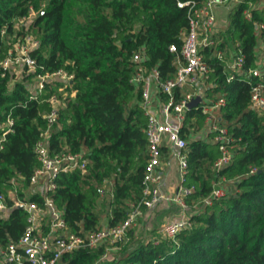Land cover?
Returning a JSON list of instances; mask_svg holds the SVG:
<instances>
[{
  "label": "trees",
  "instance_id": "obj_1",
  "mask_svg": "<svg viewBox=\"0 0 264 264\" xmlns=\"http://www.w3.org/2000/svg\"><path fill=\"white\" fill-rule=\"evenodd\" d=\"M71 2L79 5L78 11L72 12ZM248 7V3L235 6L216 34L217 46L204 51L212 67L208 82L216 85L206 95L227 100L220 123L233 138L231 164L215 169L221 151L214 134L192 138L206 127L200 108L188 110L182 130L188 162L182 183L195 187L186 201L205 199L223 178L231 185L227 195L211 205L204 203L191 216L192 226L178 232L173 242L132 244V228L111 259H102L107 252L104 244L67 253L59 264H264V111L250 108L256 78L238 75L229 81L226 69L235 50L245 56L244 68L257 66L264 5L252 9L251 19L244 14ZM32 9L38 12L33 28L41 42L32 53L39 64L36 75L59 69L75 75L60 111L63 126L50 142L53 151L65 147L75 153L86 151L89 164L84 171L62 173L53 197L69 229L85 236L103 227V212L108 213V225L114 226L143 198L148 115L143 87L132 82L138 66L133 54L145 52L144 66L157 67L163 79L174 77L176 53L170 48L183 45L190 23L188 8L180 7L179 0H0V61L12 47L9 38L15 34L16 20L29 16ZM218 51L224 52L223 57ZM28 79L10 87L11 73L0 76V187L5 190L20 175L29 185L41 166L35 148L47 126L46 100L62 96L61 83H47L37 98L30 99ZM182 94L176 89V100ZM9 118L13 131L5 134ZM107 179L113 183V195L101 197ZM30 200L44 202L39 194ZM27 225L28 214L21 207H14L8 218L0 217V246L18 241Z\"/></svg>",
  "mask_w": 264,
  "mask_h": 264
},
{
  "label": "built area",
  "instance_id": "obj_2",
  "mask_svg": "<svg viewBox=\"0 0 264 264\" xmlns=\"http://www.w3.org/2000/svg\"><path fill=\"white\" fill-rule=\"evenodd\" d=\"M241 3H248L249 7L245 9L244 14L251 19L252 9L262 7L264 0H179L180 7L188 8L190 23L183 34L181 49L176 45L170 48L171 52L176 53L174 61L176 74L172 78L163 79L157 67L148 69L144 66L142 62L147 59L145 52H134L133 60L138 66L132 82L143 87V106L148 115L146 127L148 162L143 198L141 202L131 206V211L124 221L114 226H103L100 230L85 236L69 229L63 216L64 212L53 197L58 187L57 180L62 173H70L78 169L84 171L89 164L86 151L75 153L67 147L53 151L50 142L52 128L59 124L61 108L66 105L67 87L74 82L75 75L65 69L36 75L39 64L32 53L40 47L41 42L28 34L18 37L19 42L12 46L7 56L0 61V76H5L7 72L12 73L15 68L23 66L30 73L28 80L33 81V83L27 82L30 99L37 98L47 83H61L59 91L62 96L54 94L46 100L50 107V111L44 116L47 126L41 132L35 148L41 166L29 181L33 194L43 197V205L24 199L20 195L19 183L25 182L24 176L12 178L9 183L10 188L7 190L0 187V217L8 218L14 207H21L28 214V225L21 238L0 246V264H59L65 254L83 248H96L104 244L119 247V243L127 240L128 232L137 224L138 218L144 215V211L151 212L168 199L164 191V182L170 158L178 160L181 180L176 200L183 209H186V198L194 193L195 187L182 183L188 172L187 153L184 151L187 140L183 137L182 130L189 110L188 104L198 95L202 96V101L196 108H200L205 115L204 130L214 134V141L220 146L221 156L214 163V167L216 170H221L231 164L233 153L229 149V144L233 142V138L228 129L220 123V111L227 100L224 96L211 99L206 95V90L216 85L214 82H208L212 67L204 51L217 46L216 34L228 23L229 12ZM219 9L226 11V20H221ZM36 13L38 14L32 9L29 16L20 20L26 25ZM223 54L224 52L218 51L219 57H223ZM244 64L245 56L242 51H233L226 64V69L229 70L228 80L238 75L256 78L252 88L250 108L264 111V39H260L257 45V66L246 69ZM14 84L12 82L11 87ZM176 89L183 91L179 100L175 98ZM13 123V119L9 118L4 126L5 134L13 131ZM164 148L167 152H164ZM112 187V181L105 180L100 189L101 197L113 195ZM228 192L226 179L223 178L204 199V203L211 205L214 199L222 198ZM46 224H49L48 230H44ZM191 226V219L187 218L165 225L162 231L165 235L175 238L178 232ZM109 250L107 247L102 259L108 258Z\"/></svg>",
  "mask_w": 264,
  "mask_h": 264
},
{
  "label": "rangeland",
  "instance_id": "obj_3",
  "mask_svg": "<svg viewBox=\"0 0 264 264\" xmlns=\"http://www.w3.org/2000/svg\"><path fill=\"white\" fill-rule=\"evenodd\" d=\"M71 6L73 8L72 12L78 11V8H79L78 4H76L75 2L74 3L71 2ZM219 13H220L221 20H226V17H227L226 11L223 9ZM37 15H38L37 13L32 15V17L30 18V20L28 21L26 25L20 19L16 20L15 34L9 38L10 44L12 46L16 45L19 42L18 37L20 35L28 34V35L38 38L35 32V28H33V22L36 19ZM29 74L30 73L28 72L26 67L19 66L18 68H15L11 73V77H12L11 83L12 82L15 83L17 80H24L26 78H29ZM27 82L33 83V81H30V80H28ZM69 94L70 92H67L66 96H68ZM73 96L74 94H72V97ZM62 126L63 124H62V121L60 120L58 125L53 126L52 134L56 130H59ZM204 135L205 133L202 132V130H200V131H197L195 135L192 136V138H196V137L206 138V136ZM226 184L229 188L230 183L227 182ZM19 187H20V191L23 194L22 197L24 199H30L31 196L33 195V190L29 187V185L25 184V182L23 181H20ZM176 197H177V190L175 188L174 190L170 192L168 199H166L167 201L165 200L166 203L164 204H167L166 208L165 207L163 208L164 205L162 204L163 206L160 205L151 212L144 211V215L138 218L137 224L134 226V228L130 232L129 238L131 239L132 244H138L140 242H146L150 240H166V241L173 242L174 238H171L163 233L162 231L163 227L171 222L185 220L187 218L191 219L192 215H194L197 212H200L201 209L203 208L204 197H195V198L192 197L190 200H187L186 209H183L181 207V205L176 200ZM102 214H103L102 224L103 226H108L107 225L109 221L108 213L105 211ZM48 226L49 224L48 225L46 224V226H44V230H48ZM107 247L110 249L109 250L110 254L108 256V259H111L116 255L117 251L120 248V245L118 247V246L108 244Z\"/></svg>",
  "mask_w": 264,
  "mask_h": 264
},
{
  "label": "crops",
  "instance_id": "obj_4",
  "mask_svg": "<svg viewBox=\"0 0 264 264\" xmlns=\"http://www.w3.org/2000/svg\"><path fill=\"white\" fill-rule=\"evenodd\" d=\"M221 10H223V9H219L218 12H220ZM219 15H220V13H219ZM222 21H224V20H222ZM202 132L205 133L204 136H206V138H207V136H210L209 133L205 132L204 129H202ZM180 180H181V176H180V171H179L178 160L176 158H170L169 164L166 167V177H165V182H164V191L166 192V194L168 196L172 190H174L175 188H176V190L178 189L177 186H179ZM166 201L164 200L158 206L164 205L163 208L164 207L166 208L167 204H164V203H166Z\"/></svg>",
  "mask_w": 264,
  "mask_h": 264
},
{
  "label": "water",
  "instance_id": "obj_5",
  "mask_svg": "<svg viewBox=\"0 0 264 264\" xmlns=\"http://www.w3.org/2000/svg\"><path fill=\"white\" fill-rule=\"evenodd\" d=\"M202 101V96L198 95L196 98H194L189 104H188V108L192 109V108H196L198 107V105L201 103Z\"/></svg>",
  "mask_w": 264,
  "mask_h": 264
}]
</instances>
